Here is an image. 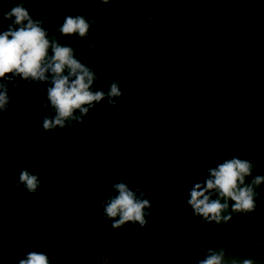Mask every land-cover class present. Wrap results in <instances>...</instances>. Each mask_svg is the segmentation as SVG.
Wrapping results in <instances>:
<instances>
[{"label":"trees","instance_id":"trees-1","mask_svg":"<svg viewBox=\"0 0 264 264\" xmlns=\"http://www.w3.org/2000/svg\"><path fill=\"white\" fill-rule=\"evenodd\" d=\"M19 3L0 0V33L11 23L4 14ZM94 4L106 12L25 4L48 38L74 56L94 47L80 60L96 74L94 91L106 93L115 81L122 95L114 106L105 97L82 123L44 131V117L54 116L49 85L0 80L15 118L0 113V264H18L32 251L50 264H199L206 252H220L222 230L231 232L224 239L243 237L248 212L209 223L186 204L191 188L230 154L242 155L237 143L254 145L264 167V0ZM69 16L90 23L85 37L60 34ZM119 21L127 25L118 29ZM25 169L40 180L34 194L17 187ZM121 182L150 200L144 227L113 229L103 215L101 204ZM253 226L263 236L264 221ZM249 254L264 264V249Z\"/></svg>","mask_w":264,"mask_h":264},{"label":"clouds","instance_id":"clouds-1","mask_svg":"<svg viewBox=\"0 0 264 264\" xmlns=\"http://www.w3.org/2000/svg\"><path fill=\"white\" fill-rule=\"evenodd\" d=\"M108 3V0H102ZM32 0H20L4 14L10 20L7 31L0 33V80L11 75L22 80L46 83V104L54 112V116H45L42 122L44 131L57 127L64 128L72 121L83 122V117L90 108L105 97L110 106L122 95L119 83L112 82L105 93L93 90L96 74L73 54V49L63 46L48 38L43 22L34 21L25 4ZM90 23L82 16L66 17L59 31L62 36L78 35L85 37ZM10 99L6 85L0 83V113L8 112V117L15 119L8 108ZM79 112V115H75ZM251 162L239 158L225 159L214 168L207 170V178L203 183H195L189 192L186 204L194 215L203 220L217 224L231 220V214L225 215L231 201V213H247L255 207V188L264 183V176L254 177L250 183L246 178L252 173ZM24 186L30 194H34L40 186L37 175L21 170L17 187ZM115 195L104 200L100 207L103 215L113 221L112 228L118 229L126 223L144 227L146 216L151 209L149 199L139 189L132 190L126 183L111 186ZM139 193V194H138ZM213 194L216 198L213 199ZM224 201L223 203L221 201ZM118 218V219H117ZM18 264H50L49 258L42 252H29ZM199 264H225L224 252L210 250L206 252ZM236 264V261H232ZM240 264H254L251 259H244Z\"/></svg>","mask_w":264,"mask_h":264},{"label":"rangeland","instance_id":"rangeland-1","mask_svg":"<svg viewBox=\"0 0 264 264\" xmlns=\"http://www.w3.org/2000/svg\"><path fill=\"white\" fill-rule=\"evenodd\" d=\"M33 1V0H32ZM40 3L43 4H49L47 5L48 9H57V10H79V11H91L92 10H96L97 11H105L102 6H98L95 3V0H38ZM49 3H48V2ZM97 14V13H96ZM127 18L130 16L129 14H126ZM110 15L106 16V19H109ZM113 17H111L112 19ZM127 24L125 22L120 23L119 21V27L118 29H122L126 26ZM102 28L105 29H109L110 27L108 25H106V23L101 25ZM101 28V29H102ZM241 35V34H240ZM63 46H68L66 44H64ZM71 47V46H70ZM94 50V47L91 45H86V47H80L78 49V54H77V59L79 60H86L85 58L87 56H89V54H92V51ZM98 50V48H96V51ZM89 64L93 65L91 61H88ZM236 149L237 152L242 153V155L240 156H231V154L226 157V159H231V158H239V159H243V160H247L249 162L252 163L253 165V170L252 173L249 177L246 178V183H250L251 180L256 177V176H264V167L262 168L261 166V161L259 159H257V157L255 158V155H257V150L255 148L254 145H239L237 143L236 145ZM248 154H252L251 157H247L246 155ZM264 184V183H263ZM255 192H256V196H255V206H258L260 209L264 208V189H263V185H260L258 187L255 188ZM222 203L224 202L223 200L221 201ZM229 203V209L226 213H224L225 215L227 214H231V217L235 218L239 215H241L243 212L241 213H231V201H228ZM255 209V208H254ZM251 213V212H248ZM232 228V227H231ZM253 233L255 232H250L248 231L247 233H244L245 237H241V233L240 235H236L234 236H230L229 239H224V236H229L231 234V232H228L227 230L224 232L223 230L221 231V237H220V243H221V247L219 248V250L224 251L225 254H227V252L229 253V257L225 256L224 257V261L225 264H232L233 259H235L236 264H240V262H242L244 259H248L250 257L249 252H254L257 253L259 252V250H263L264 249V244L259 243V242H244V241H240V238H248L251 239L253 241H263L264 242V237H260L258 235H253ZM228 234V235H227ZM223 237V239H222ZM231 239H236V240H231ZM244 242V243H243Z\"/></svg>","mask_w":264,"mask_h":264},{"label":"flooded vegetation","instance_id":"flooded-vegetation-1","mask_svg":"<svg viewBox=\"0 0 264 264\" xmlns=\"http://www.w3.org/2000/svg\"><path fill=\"white\" fill-rule=\"evenodd\" d=\"M243 219H245L244 221L245 223H243L241 227L245 230V233H247L248 231H250L248 229L249 226H252V228H254L253 223L255 221H258V222L264 221V210L261 209L259 212L257 210H253L251 211V213L245 214V216H243ZM253 231L257 232L255 231V229ZM243 237L245 236L243 235ZM260 237H264V234L263 236H260Z\"/></svg>","mask_w":264,"mask_h":264}]
</instances>
